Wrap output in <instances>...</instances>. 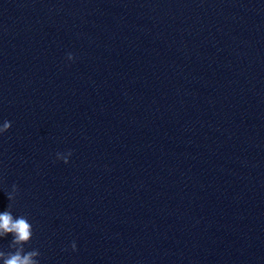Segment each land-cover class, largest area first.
Returning a JSON list of instances; mask_svg holds the SVG:
<instances>
[{
	"label": "water",
	"instance_id": "obj_1",
	"mask_svg": "<svg viewBox=\"0 0 264 264\" xmlns=\"http://www.w3.org/2000/svg\"><path fill=\"white\" fill-rule=\"evenodd\" d=\"M4 120L38 264H264V0H0Z\"/></svg>",
	"mask_w": 264,
	"mask_h": 264
},
{
	"label": "clouds",
	"instance_id": "obj_2",
	"mask_svg": "<svg viewBox=\"0 0 264 264\" xmlns=\"http://www.w3.org/2000/svg\"><path fill=\"white\" fill-rule=\"evenodd\" d=\"M67 60L74 61L75 56L72 53L67 54ZM12 127V122L4 120L0 123V136L9 131ZM72 153L57 152L56 158L64 161V163L70 162ZM13 191L7 193L8 199L11 201L15 198V193L18 188L17 185H12ZM8 236L12 237V250L4 251L0 250V264H38L36 257L38 253L36 251H28L25 249L33 236V226L29 219L23 215H15L11 210V206L0 210V239H5ZM77 245L72 243V249L75 250Z\"/></svg>",
	"mask_w": 264,
	"mask_h": 264
}]
</instances>
